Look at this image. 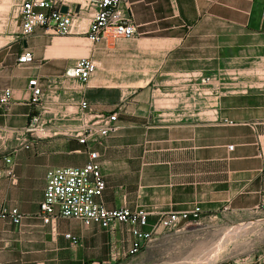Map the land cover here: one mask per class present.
Here are the masks:
<instances>
[{"label":"crops","instance_id":"obj_1","mask_svg":"<svg viewBox=\"0 0 264 264\" xmlns=\"http://www.w3.org/2000/svg\"><path fill=\"white\" fill-rule=\"evenodd\" d=\"M20 1L1 2L8 5L2 27L16 25ZM126 6L137 26L132 39L92 44L77 29L62 36L37 29L27 37L17 29L0 53V92H12L0 105V205L22 215L18 225L0 220V264H116L129 258L132 228L148 232L160 215L261 214L254 210L264 200V0H126ZM26 50L33 61L18 64ZM81 58L97 66L81 89L54 80ZM32 78L44 93L48 133L24 149L11 134L27 124ZM80 100L93 113L117 114V129L95 147L106 185L102 205L143 211L145 227L43 222L46 172L88 160L68 136L78 126ZM204 112L212 118H202Z\"/></svg>","mask_w":264,"mask_h":264},{"label":"built area","instance_id":"obj_2","mask_svg":"<svg viewBox=\"0 0 264 264\" xmlns=\"http://www.w3.org/2000/svg\"><path fill=\"white\" fill-rule=\"evenodd\" d=\"M63 7L66 8V12H62ZM262 12L264 14V6ZM14 20L22 37L32 35L37 29L54 36L70 34L77 29L79 34L85 35L92 44L105 41L111 45L117 40H129L137 35V26L133 22L130 9L126 6V0H21L15 8ZM32 61V52L27 50L17 57L18 64ZM96 68V63L92 59L81 58L54 80H70L77 86L75 89H81ZM203 82H208V79ZM27 87L30 106L27 124L21 129L12 130L11 134L12 139L24 149H29L33 141L46 137L48 133L47 123L43 118L47 113L43 104L44 93L34 78L28 81ZM11 97L12 92L9 89L1 91L0 105H7ZM75 106L78 110L79 123L68 136L84 146L88 160L80 168H55L46 172L43 199L39 205V214L43 222L51 224L63 218L79 221L85 226L97 223L103 229H108L115 223L145 227L147 215L143 211L107 210L100 201L106 185L95 147L101 146L117 129L116 112L93 113L89 110L86 100H80ZM212 114L215 115V112ZM223 122L233 124L228 120ZM228 149H232V146ZM6 162L9 163V160ZM254 211L264 213V200ZM199 214V209L163 214L148 232L132 228L134 241L128 255L138 253L161 232L175 231L180 224L187 221L197 222ZM21 218L22 215L17 208L0 205V220H9L18 225ZM253 264H264V260Z\"/></svg>","mask_w":264,"mask_h":264},{"label":"rangeland","instance_id":"obj_3","mask_svg":"<svg viewBox=\"0 0 264 264\" xmlns=\"http://www.w3.org/2000/svg\"><path fill=\"white\" fill-rule=\"evenodd\" d=\"M3 1L0 0V13L8 7L1 3ZM2 26L3 21L0 20V53L9 47L7 43L17 33L13 20L6 27ZM211 113L204 112L202 118H212ZM218 247L222 253L212 264L262 262L264 213L246 220L222 212L197 222L180 224L175 231L155 235L138 253L116 264H194L198 258Z\"/></svg>","mask_w":264,"mask_h":264},{"label":"bare ground","instance_id":"obj_4","mask_svg":"<svg viewBox=\"0 0 264 264\" xmlns=\"http://www.w3.org/2000/svg\"><path fill=\"white\" fill-rule=\"evenodd\" d=\"M218 247L217 249H214V251L208 252L204 257L198 258L197 261L194 264H212L218 259V255L222 253Z\"/></svg>","mask_w":264,"mask_h":264},{"label":"water","instance_id":"obj_5","mask_svg":"<svg viewBox=\"0 0 264 264\" xmlns=\"http://www.w3.org/2000/svg\"><path fill=\"white\" fill-rule=\"evenodd\" d=\"M61 10H62V12H66V8L65 7H63Z\"/></svg>","mask_w":264,"mask_h":264}]
</instances>
